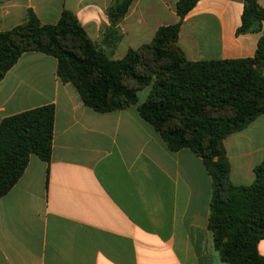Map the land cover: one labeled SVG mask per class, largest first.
I'll return each mask as SVG.
<instances>
[{"label":"crops","instance_id":"1","mask_svg":"<svg viewBox=\"0 0 264 264\" xmlns=\"http://www.w3.org/2000/svg\"><path fill=\"white\" fill-rule=\"evenodd\" d=\"M113 0H0V33L31 9L44 25L63 9L99 43ZM178 0H133L111 54L122 59L179 22ZM264 9V0H259ZM242 0H199L184 18L177 45L191 62L252 58L264 36L237 35ZM52 105L49 163L30 156L18 182L0 198V264H227L208 230L211 177L201 158L170 152L135 106L99 114L56 74V60L21 55L0 81V122ZM233 185L253 182L264 163V115L224 142ZM264 257V240L258 244Z\"/></svg>","mask_w":264,"mask_h":264},{"label":"trees","instance_id":"2","mask_svg":"<svg viewBox=\"0 0 264 264\" xmlns=\"http://www.w3.org/2000/svg\"><path fill=\"white\" fill-rule=\"evenodd\" d=\"M133 0H113L109 26L99 43L91 41L77 18L63 9L58 21L44 25L28 9L18 26L0 33V81L22 54L37 52L56 60V74L71 84L85 107L107 114L135 106L141 120L159 134L166 150L183 149L201 158L211 177L208 230L221 261L264 264V163L253 182L233 185L224 140L264 115V36L252 58L191 62L177 45L180 26L199 0H178L179 22L157 29L147 44L111 54L121 39L119 24ZM237 35L257 32L264 22L259 0H242ZM149 87L145 100L137 93ZM55 108L42 106L0 122V198L23 175L30 156L49 163Z\"/></svg>","mask_w":264,"mask_h":264},{"label":"rangeland","instance_id":"3","mask_svg":"<svg viewBox=\"0 0 264 264\" xmlns=\"http://www.w3.org/2000/svg\"><path fill=\"white\" fill-rule=\"evenodd\" d=\"M148 91H149V87H146L137 93V99L139 103L145 100V98L147 97Z\"/></svg>","mask_w":264,"mask_h":264}]
</instances>
